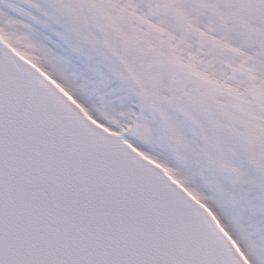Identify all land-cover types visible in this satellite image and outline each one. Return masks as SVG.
Instances as JSON below:
<instances>
[{
  "label": "snow or ice",
  "instance_id": "6c2138e0",
  "mask_svg": "<svg viewBox=\"0 0 264 264\" xmlns=\"http://www.w3.org/2000/svg\"><path fill=\"white\" fill-rule=\"evenodd\" d=\"M0 5V264H264V0Z\"/></svg>",
  "mask_w": 264,
  "mask_h": 264
},
{
  "label": "rangeland",
  "instance_id": "374dc122",
  "mask_svg": "<svg viewBox=\"0 0 264 264\" xmlns=\"http://www.w3.org/2000/svg\"><path fill=\"white\" fill-rule=\"evenodd\" d=\"M0 7H3V5H0ZM38 31L41 30L38 29ZM53 51L64 58V63L57 65V67L65 72L73 87L81 90L85 99L89 100V102L98 103L95 94H89L91 91L90 85L88 86V91L83 90L86 82L93 78L92 70L86 68L82 60L75 55H70L57 49H53Z\"/></svg>",
  "mask_w": 264,
  "mask_h": 264
}]
</instances>
